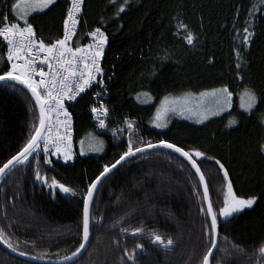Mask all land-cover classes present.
Segmentation results:
<instances>
[{
	"label": "trees",
	"instance_id": "obj_1",
	"mask_svg": "<svg viewBox=\"0 0 264 264\" xmlns=\"http://www.w3.org/2000/svg\"><path fill=\"white\" fill-rule=\"evenodd\" d=\"M15 2L0 0V12L11 20ZM67 2L57 0L50 10L30 14L28 22L38 39L49 44L60 36ZM259 4L260 0H128L126 5L124 0L115 4L84 0L82 20L71 43L83 44L88 31L95 28L106 33L108 43L101 59L105 82L103 88L95 87L76 101L75 156L70 162L48 158L51 163L46 164L43 154H34L0 179V230L17 252L63 260L76 251L82 243L87 187L105 165L113 164L127 150L131 137L135 147L163 140L190 153H204L202 158H193L205 174L214 210L222 206L226 183L215 160L228 169L237 196L257 197L252 208L228 222L220 220L217 248L210 258L213 264H257V250L264 243V153L259 151L264 142V11H255L252 18L248 14ZM121 6L125 10L117 14ZM249 19L254 38L247 50L242 49L244 66L238 70L235 49L240 45L233 39V26L242 33ZM181 22L194 34V45L183 38L178 28ZM5 70L6 46L0 40V74ZM225 85L233 93L243 86L256 91L258 102L251 114L235 106L202 124L172 119L164 129L148 125L162 97ZM143 91L152 96L153 103L135 99ZM99 103L108 109L107 116L100 117L104 128L89 113L94 105L100 108ZM38 115L25 89L0 82V166L27 142ZM232 119L238 123L229 127ZM125 121L133 123L131 130ZM89 134L103 140L100 154L79 153L78 143ZM37 170L48 183L36 180ZM53 179L75 195L53 191L49 186ZM198 192L202 193L196 174L175 152L152 149L125 161L97 187L90 206L88 247L70 264H125V250L132 251L138 243L144 249L136 250V264H200L210 247L205 227L210 221L200 211L205 204ZM137 227L143 233L131 235ZM153 232L172 238L174 246L165 250L152 244ZM0 264L36 263L0 247Z\"/></svg>",
	"mask_w": 264,
	"mask_h": 264
},
{
	"label": "snow or ice",
	"instance_id": "obj_2",
	"mask_svg": "<svg viewBox=\"0 0 264 264\" xmlns=\"http://www.w3.org/2000/svg\"><path fill=\"white\" fill-rule=\"evenodd\" d=\"M57 0H16L11 5L12 20H9L8 15L0 12V38L4 42L7 48L6 63L10 65L7 70L0 74V82L14 81L31 93V98L35 102V107L39 110L38 124H34L32 131L29 134L27 142L23 145L19 152L8 159L2 166H0V179L7 175V172L17 165L24 164L29 161V157H39L40 152L44 154V163L50 164L48 159L49 155L63 154L64 159L67 161L71 159V114L65 108V98L69 100H75L77 96L85 92L89 88L93 81L96 79L95 74H102L100 67V61L104 55L105 45L107 44V36L100 28H96L88 35L92 38L93 43L87 46L72 47L69 42L72 41L76 35L77 25L79 24L78 14L82 11V4L84 0H70V6L66 10V18L63 20V38L57 39L52 43L46 44L43 39L36 37L33 25L28 22V18L31 12L49 9L56 5ZM115 4V0H110ZM128 0H124L126 5ZM125 10L124 6L118 8L117 14ZM255 11H264V0H260L259 5H253V10L249 12V17L252 18L255 15ZM23 21V26L18 21ZM16 21V22H13ZM242 33L240 29H236V36L233 38L236 40L240 47L235 49L236 57V69H241L244 66V57L242 56V49L247 50L254 38V32L252 28L251 19L246 20ZM178 28L185 33L184 39L188 45H194L195 36L188 29L187 25L180 23ZM179 34V32L177 33ZM22 61V62H18ZM82 65V67H81ZM43 66H47L48 71L44 70ZM239 74V73H238ZM39 77L36 79L35 77ZM103 83V81H98ZM99 95V94H98ZM145 98L148 97V93L143 94ZM232 91L228 86H222L220 88H213L210 91H202L198 97H193L192 93H185L182 97L170 98L165 96L156 109L154 116V124L156 127H165L166 120L169 113L179 112L183 115L184 112H189L198 116L197 123H202L207 119L209 114L219 115L221 112L230 109L232 107ZM139 99V97H138ZM195 99V107L191 106V101ZM240 108L245 113L251 114L253 109L256 108L258 102V96L253 88L245 87L240 94ZM92 113L99 121V127L104 128L105 120L100 119L101 116L106 117L108 109L101 105L100 108L93 107ZM53 114L56 117L63 116L61 121L56 120V123L62 125L64 128V134H60L57 130L56 134H52L53 128ZM128 129L133 128L131 121H125ZM236 119L229 121L228 126L231 127L237 124ZM261 123L264 124V118ZM43 144V147L41 145ZM83 145V141H81ZM103 144L99 143L96 147V151L102 150ZM148 149L163 147L171 149L173 152L179 153L182 157L191 163L192 168L195 169V174L199 178V186H202V193L198 192L202 201L206 202L207 207L201 208L200 211L206 216L210 217V222L206 223L207 235L210 239V247L202 256L200 264H213V249L217 248V238L220 227V220L223 218L225 222L230 221L234 215L243 212L245 209L252 208L257 203V197L243 198L237 196L233 189V184L229 178V171L225 168L224 164L219 160H215V163L219 166V172L223 174L224 190L222 192L223 200L222 206L219 210H214L213 202L210 197L209 185L206 180L205 174L201 171V167L195 159V157H204V153L196 151L190 153L185 151L181 147L167 141H160L158 145L148 143L146 146ZM146 149L144 147H135L129 138L127 150L122 153L118 160L111 166L105 165L103 171L93 180L87 187V191L83 197V216H82V243L72 253L71 256L64 257V260H72L79 255L82 249L85 248L86 243L89 241L90 236V206L93 202L94 193L97 190V186L101 183L102 178L106 177L108 173L116 168L127 158L135 156L137 153H143ZM259 151L264 153V143H261ZM212 159V158H209ZM36 180L47 183L46 178L41 177L39 170L36 171ZM50 187L58 186L61 192L75 193L72 189L66 187L63 184L53 179ZM194 189L197 187L193 186ZM123 232H128L127 228L121 229ZM142 228H135L131 231V235L138 236L143 233ZM152 244L160 245L165 250L172 248L175 241L172 238L165 239L161 235L153 232ZM0 243H4L7 247L16 251V248L12 243L5 239L3 230H0ZM234 248L243 251L238 245H233ZM143 250V244H136L132 251L125 250L127 256V262L136 264L137 253L136 250ZM257 264H264V243L258 248ZM24 252H20V255H24ZM125 262V264H127ZM218 264V262H216Z\"/></svg>",
	"mask_w": 264,
	"mask_h": 264
},
{
	"label": "rangeland",
	"instance_id": "obj_3",
	"mask_svg": "<svg viewBox=\"0 0 264 264\" xmlns=\"http://www.w3.org/2000/svg\"><path fill=\"white\" fill-rule=\"evenodd\" d=\"M183 37L185 35V33L183 32L182 33ZM245 87H248V86H243L239 89H237V91L235 93H233V96H232V107L230 109H227L223 112H221L219 115H211L209 114L208 118L203 120L202 123L206 122L208 119L210 118H213V117H217V116H221L225 113H228L230 111H232V109L237 106L239 110H242L244 111L243 109L240 108V94L243 92L244 88ZM216 88H220V87H216ZM211 89L213 88H210V89H205V90H202V91H210ZM200 91V92H202ZM200 92H185V93H192L193 97H198L199 93ZM144 93H148V92H140L138 94L135 95V99L138 101V102H141V103H144V104H149V103H153V98L152 96L149 94L147 98H145V96L143 95ZM185 93H182V94H179V95H166V96H169L170 98H178V97H182ZM239 93V94H238ZM139 97V99H138ZM165 97V96H164ZM162 97L159 102L157 103L154 111H153V115L151 117V120L149 121L148 125L152 126V127H155L157 129H164L168 126V124L170 123V121L172 119H182V120H185V121H188L190 123H193V124H202V123H197V119H198V116L197 115H194L192 113H189V112H184L183 115H181L179 112H174V113H169L168 114V117H167V120H166V126L165 127H156L155 124H154V116H155V113H156V109L157 107L159 106L160 104V101L164 98ZM196 105V100L193 99L191 101V106L195 107ZM81 141H83V145L81 144ZM79 143H78V151L81 155H87V154H100L103 150V147H102V150L100 151H96V147L99 146V143L102 142L103 146H104V143H103V140L101 138H99L98 136L94 135V134H89L87 135L84 139H82ZM264 143V142H263ZM226 190V189H225ZM243 198H246V197H243ZM248 198V197H247ZM219 210V209H218ZM219 220H222L223 218H218Z\"/></svg>",
	"mask_w": 264,
	"mask_h": 264
},
{
	"label": "built area",
	"instance_id": "obj_4",
	"mask_svg": "<svg viewBox=\"0 0 264 264\" xmlns=\"http://www.w3.org/2000/svg\"><path fill=\"white\" fill-rule=\"evenodd\" d=\"M70 6V0H68V2H67V7H69ZM82 7H83V4H82ZM66 10H67V8H66ZM5 15H7V14H5ZM82 16H83V13H82V11L78 14V20H79V24L77 25V29H78V27H79V25H80V22H81V20H82ZM66 18V12H65V16H64V19ZM63 19V20H64ZM9 20H11L10 18H9ZM14 22V21H13ZM21 26H23V24H21ZM77 29H76V31H77ZM96 29V28H95ZM95 29H93V30H91V31H88V33L87 34H89V33H91L92 31H94ZM101 29V28H100ZM101 31L102 32H104L102 29H101ZM105 33V32H104ZM105 35H106V33H105ZM107 36V35H106ZM37 37V36H36ZM38 38V37H37ZM61 38H63V21H62V31H61V34H60V36L58 37V38H56L55 40H57V39H61ZM74 38V37H73ZM0 40H2V38H0ZM54 40V41H55ZM73 40V39H72ZM54 41H52V42H54ZM51 42V43H52ZM91 43H93V40H92V38L89 36V35H87V39H86V41L83 43V44H81V45H78V46H80V47H84V46H87L88 44H91ZM107 43H108V37H107ZM69 44H70V46H72V47H76V46H74V45H72V43H71V41L69 42ZM107 45V44H106ZM106 45H105V47H106ZM6 57H7V48H6ZM18 62H22V61H18ZM8 67H10V65L9 64H7V68ZM44 67V70L47 72L48 71V68H47V66H43ZM81 67H82V65H81ZM100 67H101V69H102V66H101V61H100ZM94 75L96 76V79L93 81V83H92V85L89 87V88H87L86 90H85V92H83V93H81L79 96H77L76 97V99L75 100H69V99H67V98H65V108L67 109V111L71 114V120H72V122H71V129H70V131H71V157H72V155H73V147H74V121H73V109L75 108V104H76V101L78 100V98H80L82 95H84V94H87V93H89L90 91H91V89H93V88H103V85H104V82H105V77H104V75H103V69H102V74H95L94 73ZM36 79H39V77L37 76V77H35ZM98 81H103V83L101 84V83H98ZM93 94V98L95 99L96 98V95H95V93L93 92L92 93ZM100 104V106L101 105H103L102 103H99ZM93 107H96L97 108V106H92V107H90L89 108V112L90 113H92V111H91V109L93 108ZM57 119H59V120H63L64 119V117L61 115V116H59V117H56V115L55 114H53V128H52V134L53 135H55L56 134V132H57V130H59V132H60V134H64V128H63V126L62 125H59V124H57L56 123V120ZM41 147H43V144L41 145ZM41 154H43V152L41 151L40 152ZM44 155V154H43ZM48 158H52V159H54V160H56V161H62L63 163H68V162H70V160L71 159H68L67 161L64 159V156H63V154H54V155H49V157Z\"/></svg>",
	"mask_w": 264,
	"mask_h": 264
},
{
	"label": "water",
	"instance_id": "obj_5",
	"mask_svg": "<svg viewBox=\"0 0 264 264\" xmlns=\"http://www.w3.org/2000/svg\"><path fill=\"white\" fill-rule=\"evenodd\" d=\"M9 82H13V83L19 85L20 87H22L23 89H25V90L28 92V90H27L26 88H24L23 85H20V84L14 82V81H9ZM28 93L31 95L30 92H28ZM38 113H39V110H38ZM161 141H162V140H161ZM159 143H160V141H159V142H156V143H151V144L158 145ZM169 143H170V142H169ZM146 146H147V145L141 146V147H144V148L146 149L143 153H145V152H147V151H149V150H152V149H158V148L167 149V148H163V147H157V148H151V149H148ZM178 147H179V146H178ZM182 149H183V148H182ZM167 150L172 151L171 149H167ZM184 150H185V149H184ZM185 151H186V150H185ZM172 152H173V151H172ZM143 153H137V154H136L135 156H133V157H136V156L141 155V154H143ZM175 153H176V152H175ZM177 154L180 155L179 153H177ZM180 156H181V155H180ZM133 157L127 158L125 161H127V160H129V159H131V158H133ZM181 157H182V156H181ZM30 158H31V157H29V159H30ZM182 158H184V157H182ZM118 159H119V158H118ZM118 159H117V160H118ZM184 159H185V158H184ZM193 159H194V158H193ZM185 160H186V159H185ZM125 161H122L121 164H119V165L116 166V168H113L112 171L106 175V177H107L108 175H110L113 171H115L119 166H121ZM186 161H187L188 164L191 166V163H190L188 160H186ZM115 162H116V161H115ZM115 162H114V163H115ZM114 163H113V164H114ZM111 165H112V164H111ZM111 165H110V166H111ZM191 168H192V166H191ZM192 169H193V171H194V173H195V169H194V168H192ZM196 176H197V175H196ZM106 177L102 178L101 183L103 182V180H104ZM197 178H198V176H197ZM95 179H96V178H95ZM95 179H94V180H95ZM198 181H199V178H198ZM101 183H100V184H101ZM100 184H99V185H100ZM41 185H45V183L42 181V182H41ZM99 185H98V186H99ZM98 186H97V187H98ZM200 187H201V191H203L202 186H200ZM46 189L48 190L49 187L47 186ZM52 189H53V191L58 192V193H60V194H62V195H71V193H64V192H61L58 186H56V187H52ZM204 204H205V208H206V207H207L206 202H204ZM82 214H83V209H82ZM208 218H209V221H210V217H208ZM82 235H83V230H82ZM82 242H83V241H82ZM88 243H89V241L86 243L85 248L81 250V252L79 253V255H77L76 257H74L72 260H64V259H63V260H49V259H41V258L33 257V256L26 255V254H24V255H20V252L13 251L11 248L7 247L4 243H0V247H1L3 250H5L6 252H8L10 255H12V256H14V257H16V258H18V259H21V260L27 261V262H31V263H36V264H70V263L75 262L78 258H80V257L83 255V253L86 251V249H87V247H88ZM217 243H218V238H217ZM214 251H215V249H213V252H214Z\"/></svg>",
	"mask_w": 264,
	"mask_h": 264
},
{
	"label": "crops",
	"instance_id": "obj_6",
	"mask_svg": "<svg viewBox=\"0 0 264 264\" xmlns=\"http://www.w3.org/2000/svg\"><path fill=\"white\" fill-rule=\"evenodd\" d=\"M36 12H40V11H34V12H31V14H32V13H36ZM21 22H23V21L21 20Z\"/></svg>",
	"mask_w": 264,
	"mask_h": 264
},
{
	"label": "bare ground",
	"instance_id": "obj_7",
	"mask_svg": "<svg viewBox=\"0 0 264 264\" xmlns=\"http://www.w3.org/2000/svg\"><path fill=\"white\" fill-rule=\"evenodd\" d=\"M238 94H239V93H238ZM124 141H125V140H124ZM201 150H202V149H201ZM31 158H32V157H31ZM124 163H125V162H124ZM114 172H115V171H114ZM50 181H51V180H50ZM48 182H49V181H48ZM48 182H47V183H48ZM44 189H45V188H44ZM234 191H235V190H234Z\"/></svg>",
	"mask_w": 264,
	"mask_h": 264
},
{
	"label": "flooded vegetation",
	"instance_id": "obj_8",
	"mask_svg": "<svg viewBox=\"0 0 264 264\" xmlns=\"http://www.w3.org/2000/svg\"><path fill=\"white\" fill-rule=\"evenodd\" d=\"M49 190V189H48Z\"/></svg>",
	"mask_w": 264,
	"mask_h": 264
}]
</instances>
